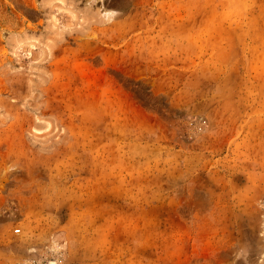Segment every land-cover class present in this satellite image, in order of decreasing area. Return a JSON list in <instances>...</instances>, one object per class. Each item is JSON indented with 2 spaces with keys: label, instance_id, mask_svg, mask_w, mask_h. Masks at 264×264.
Instances as JSON below:
<instances>
[{
  "label": "rangeland",
  "instance_id": "1",
  "mask_svg": "<svg viewBox=\"0 0 264 264\" xmlns=\"http://www.w3.org/2000/svg\"><path fill=\"white\" fill-rule=\"evenodd\" d=\"M0 264H264V0H0Z\"/></svg>",
  "mask_w": 264,
  "mask_h": 264
},
{
  "label": "clouds",
  "instance_id": "2",
  "mask_svg": "<svg viewBox=\"0 0 264 264\" xmlns=\"http://www.w3.org/2000/svg\"><path fill=\"white\" fill-rule=\"evenodd\" d=\"M234 256H235L236 259H244V260H246V256L241 255V252H240L239 248L236 249V251L234 253Z\"/></svg>",
  "mask_w": 264,
  "mask_h": 264
}]
</instances>
